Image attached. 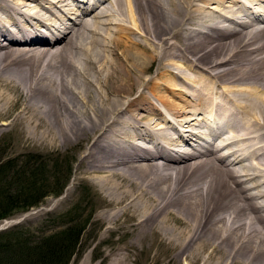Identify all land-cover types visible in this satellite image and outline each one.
I'll return each instance as SVG.
<instances>
[{"label": "bare ground", "instance_id": "bare-ground-1", "mask_svg": "<svg viewBox=\"0 0 264 264\" xmlns=\"http://www.w3.org/2000/svg\"><path fill=\"white\" fill-rule=\"evenodd\" d=\"M67 1L0 0V104L4 113L17 106L12 125L26 123L21 136L81 145V172L105 199L99 215L107 228L125 220L141 236L171 235L160 244L198 264H264V194L250 199L235 179L264 175V55H255L264 42L248 41L264 27L249 19L242 21L248 28H230L206 11L220 5L224 21L239 24L230 14L245 9L238 0H101L81 9ZM43 2L61 4L76 21L45 18ZM112 17L129 25L113 28ZM231 32L232 39L219 41ZM175 42L188 43L198 66L182 65ZM155 60L156 75L146 77ZM234 60L242 68L230 67ZM168 63L176 69L167 72ZM185 113L214 116L223 132L213 138L215 129L209 131L204 150L188 149L187 136L196 131ZM41 122L48 131L42 125L38 134Z\"/></svg>", "mask_w": 264, "mask_h": 264}, {"label": "rangeland", "instance_id": "rangeland-1", "mask_svg": "<svg viewBox=\"0 0 264 264\" xmlns=\"http://www.w3.org/2000/svg\"><path fill=\"white\" fill-rule=\"evenodd\" d=\"M247 1L249 2L250 7L252 6L254 8L258 7L255 3L261 4L260 6L264 5V1H253L254 3L251 0ZM55 2L52 4L43 2L41 3V6H39V9L43 12L42 15L45 18L52 19L53 17L60 15L64 17L63 21L67 25H71L72 22L76 21L73 14H67L66 16V12H62L61 10V4L56 3L54 5ZM29 3H32V1ZM67 3H69L70 8L75 9L72 0H68ZM234 3H237L240 7L239 2L234 1ZM228 4L234 9L235 7H238L237 4L233 5V2ZM210 5L215 7V9H206V11L208 14L218 16V18H215L214 20L219 21L221 25H228L230 28L232 26L235 29H243L246 27L242 25L244 24L242 21L249 19L243 11L238 15L234 10H232L233 14L230 12V14L237 20L241 21V23L235 24L234 22L224 21L222 13L225 12V7L223 9L222 6L220 7V5L214 3ZM225 6L229 7L227 2L225 3ZM114 7L115 1H112V4H109L107 7V13H113ZM0 13L4 15L1 11ZM68 15L71 19H68ZM112 19H114L113 22H115L112 25L113 28H115L114 25L118 23L129 25L128 22L120 17H112ZM28 20L31 21L30 19ZM255 23H253L254 26L258 24V26L260 25L261 27H264V23ZM200 30H203L202 32L207 31L205 28ZM236 31L237 30H235V32ZM211 32L213 33V31ZM202 34L205 35L204 33ZM232 35L233 33L231 32V35H226L219 41H228L232 39ZM252 40L254 43L258 42L254 46L260 47L259 43L261 44V42H264V35H254V37L248 38V41L252 42ZM215 43H218V41ZM187 44L188 43L185 42H175V48L172 49V52L179 54L178 59L182 62L183 66L189 64L197 65L198 62L195 55H192L184 49ZM239 49L241 48L236 46L234 49L229 50L232 52L238 51ZM159 52L160 50H158V53ZM256 54L264 55V50H259L255 52V55ZM209 61H215V58H211ZM234 62L236 61H229L231 64L230 67L237 64L236 68H242L243 61H238L237 63ZM203 66L205 67V65ZM157 68L158 60H155L151 63L146 77H154L157 73ZM174 69L176 68L173 64H167V72L168 70L172 72ZM210 72L212 71L210 70ZM176 83L178 84V87L182 89L188 88L187 86H189V84H187L182 78H177ZM220 85L223 86L221 83ZM214 86L217 91L221 89L217 84ZM168 94V97L172 102L182 103L180 100L181 95L176 96L169 92ZM182 99L190 100V102L193 103L190 96L188 98V96L182 95ZM225 103L232 107L231 101L228 103L225 99ZM187 109H190V107ZM6 110L7 108H3L0 104V124L3 123V125H0V180L4 185H10L8 188L10 191L19 190L21 196L27 198L25 200L26 202L36 201L37 204L29 206L25 210L12 211L10 215L3 218L7 219V221L1 222L2 219H0V229L4 227V231L13 230L15 228L19 229L21 233L19 241L30 235H32L34 239L39 240L40 238L51 237L53 234H55L53 240L58 241L57 239L59 237L56 236L58 235L56 233L66 227H76V230L82 228L66 264H198L197 261L194 262L192 258L186 255L182 256L177 254V249L173 246L168 248L167 246L164 247L160 244L161 241L169 240L171 235L169 236L167 234V236H165L164 234L152 233L141 236V234L135 233L133 227L130 226L132 225L130 221L127 222L125 220H119L113 224L110 229L107 228L99 215L105 199L103 200L104 197L95 182L81 172V170H83L82 164L79 165L81 145H71L64 143L63 141L52 140L49 138L42 139L37 137L38 135H35V133L21 136L18 131H21L22 126L26 123L12 125V119H14V115L18 111L17 106L12 107L8 112L4 113ZM201 112L204 113L202 110ZM169 117L171 118V116ZM201 117L202 115L199 113L191 115L190 118L186 116V113L181 116V118H188L189 128H194V130L198 132L202 131ZM41 123L37 126L38 134L39 130L42 128H45L44 130L48 131L47 124L43 122ZM167 126L170 127V133L175 135V131L171 128V125L168 124L166 127ZM8 163L11 167L4 166ZM249 172L254 173L252 171ZM262 174H264V172ZM244 176L238 173V176L235 179L241 182L242 187L246 188V194L250 196V199L254 198L252 196L254 195L256 196L255 201H260L263 198L262 194H264V175H261V177L258 176L259 179H246ZM69 184L70 189L66 193ZM61 185H63L61 192L58 195H53L52 191ZM64 193H66V195ZM32 211V214H29L24 219L18 220V222L13 220H17ZM171 222L177 226L176 222L173 220ZM22 242H19V245H21ZM127 242H132V246H127V248ZM205 253L206 252H203L201 255H205Z\"/></svg>", "mask_w": 264, "mask_h": 264}, {"label": "trees", "instance_id": "trees-1", "mask_svg": "<svg viewBox=\"0 0 264 264\" xmlns=\"http://www.w3.org/2000/svg\"><path fill=\"white\" fill-rule=\"evenodd\" d=\"M4 166L11 167L8 163ZM10 185H4L0 180V219L12 211L25 210L36 205V201H25L19 190L10 191ZM63 185L52 191L53 195L61 192ZM82 228L66 227L57 232L58 241L54 235L47 238L34 239L32 235L19 241V229L0 231V264H66ZM23 241V242H22ZM19 242H22L19 245Z\"/></svg>", "mask_w": 264, "mask_h": 264}]
</instances>
